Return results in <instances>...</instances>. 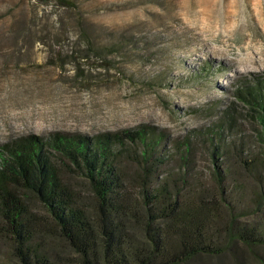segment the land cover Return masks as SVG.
I'll return each instance as SVG.
<instances>
[{
  "label": "rangeland",
  "instance_id": "1",
  "mask_svg": "<svg viewBox=\"0 0 264 264\" xmlns=\"http://www.w3.org/2000/svg\"><path fill=\"white\" fill-rule=\"evenodd\" d=\"M72 2L0 0V146L31 134L145 127L160 135L168 156L159 177L184 175L218 200L206 136L215 124L224 146L215 163L230 173L223 188L236 221H260L264 201L254 209L253 200L264 190V144L259 124L232 95L264 74V0ZM229 107L228 129L219 120ZM180 146L192 148L186 166L175 158ZM118 166L134 187L136 167L124 159ZM68 183L90 214L87 187L74 177ZM186 189L197 190L181 193ZM220 233L209 254L186 264H264V245L247 247ZM38 242L49 257L76 259L55 236ZM0 264H15L2 239Z\"/></svg>",
  "mask_w": 264,
  "mask_h": 264
},
{
  "label": "trees",
  "instance_id": "2",
  "mask_svg": "<svg viewBox=\"0 0 264 264\" xmlns=\"http://www.w3.org/2000/svg\"><path fill=\"white\" fill-rule=\"evenodd\" d=\"M49 1L73 6L72 0ZM232 97L259 124L264 144V74L238 84ZM230 112L229 107L220 115L227 127ZM219 128L214 124L206 133L218 200L205 197L200 183L189 185L184 175L159 177L168 156L160 135L149 128L10 140L0 146V239L8 243L15 264H186L209 254L220 232L247 247L264 245V213L260 221L237 222L223 188L230 173L215 163L224 151L217 145ZM180 147L175 158L186 166L192 148ZM122 159L138 170L134 187L125 184L118 166ZM70 177L87 187L90 214L70 187ZM178 184L181 190H197L181 193ZM260 191L254 209L264 201ZM47 235L64 241L76 259L49 257L38 242Z\"/></svg>",
  "mask_w": 264,
  "mask_h": 264
}]
</instances>
